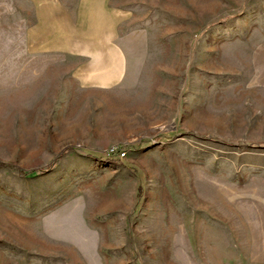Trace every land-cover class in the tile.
I'll return each mask as SVG.
<instances>
[{
    "label": "rangeland",
    "instance_id": "rangeland-1",
    "mask_svg": "<svg viewBox=\"0 0 264 264\" xmlns=\"http://www.w3.org/2000/svg\"><path fill=\"white\" fill-rule=\"evenodd\" d=\"M124 9L126 75L88 90L0 0V264H264V0Z\"/></svg>",
    "mask_w": 264,
    "mask_h": 264
},
{
    "label": "crops",
    "instance_id": "crops-1",
    "mask_svg": "<svg viewBox=\"0 0 264 264\" xmlns=\"http://www.w3.org/2000/svg\"><path fill=\"white\" fill-rule=\"evenodd\" d=\"M126 3L127 0H23V9L29 15L24 20L28 21L22 36L24 55L30 62L42 61L44 55L53 57V71L61 72L62 77L83 89L117 86L127 70L126 57L117 40L119 24L126 19ZM27 67L25 64L24 70Z\"/></svg>",
    "mask_w": 264,
    "mask_h": 264
},
{
    "label": "built area",
    "instance_id": "built-area-1",
    "mask_svg": "<svg viewBox=\"0 0 264 264\" xmlns=\"http://www.w3.org/2000/svg\"><path fill=\"white\" fill-rule=\"evenodd\" d=\"M111 153H115V154H117V157L118 158H123V157H125V152L123 151V150H121V149H113L112 150V152Z\"/></svg>",
    "mask_w": 264,
    "mask_h": 264
}]
</instances>
